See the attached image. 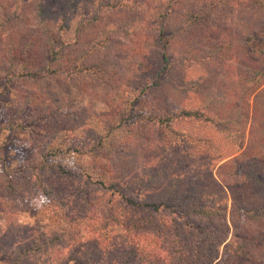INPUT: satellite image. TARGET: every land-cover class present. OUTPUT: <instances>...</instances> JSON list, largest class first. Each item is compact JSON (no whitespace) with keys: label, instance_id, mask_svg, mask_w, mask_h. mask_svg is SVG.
Wrapping results in <instances>:
<instances>
[{"label":"trees","instance_id":"trees-1","mask_svg":"<svg viewBox=\"0 0 264 264\" xmlns=\"http://www.w3.org/2000/svg\"><path fill=\"white\" fill-rule=\"evenodd\" d=\"M0 69L48 141L0 179L9 264H264V0H0Z\"/></svg>","mask_w":264,"mask_h":264},{"label":"rangeland","instance_id":"rangeland-1","mask_svg":"<svg viewBox=\"0 0 264 264\" xmlns=\"http://www.w3.org/2000/svg\"><path fill=\"white\" fill-rule=\"evenodd\" d=\"M4 73L0 69V179L3 177L4 172H6L9 168L16 167L22 165L24 162L32 160L37 154H40L41 150H44L48 141L44 139L40 135H31L26 130L22 129L23 124L25 123L26 118L19 117L20 119H13L9 112V101L13 100L12 97L9 96V84H5V80H3ZM17 86L19 89L35 91V90H45V85H36V84H22L18 83ZM179 94L170 93V106L173 108L178 107L179 102L181 101L178 98ZM193 101V100H192ZM196 103H189L188 105H195ZM104 109V106H99ZM22 118V119H21ZM96 118H93L91 124L94 125L97 130L101 128L96 123ZM242 133L244 130L241 128ZM245 135V134H244ZM246 136V135H245ZM125 137V133L123 131H117L113 133L109 141L111 143H115ZM57 143V142H53ZM51 147V145H49ZM242 152L239 150L238 153ZM53 163H59L63 166H68L71 171L70 177L63 175L65 171L61 174L60 171L52 172L53 179L58 182L59 186H65L71 180H74L79 188H84L85 182L83 178H81L80 170L76 166L73 167V162L76 161L72 157L71 154H64L62 156L55 157ZM61 174V175H60ZM67 179H65V178ZM0 195L4 198V201L9 202V194L3 190V187L0 186ZM230 204V200H229ZM47 205L46 200L40 198L36 200H32L31 202L18 206L19 213V223L27 224L34 227L39 228H49L58 225H62L65 222V217H55L52 215H47L45 208ZM9 210V209H8ZM148 220V216L144 217ZM118 236L123 235L118 229H116ZM11 259V255L9 249L7 251L0 252V264H9Z\"/></svg>","mask_w":264,"mask_h":264}]
</instances>
